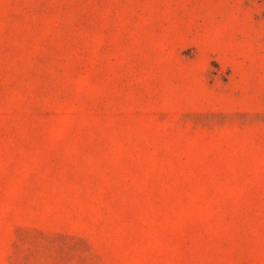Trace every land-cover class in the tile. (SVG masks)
Returning a JSON list of instances; mask_svg holds the SVG:
<instances>
[{
    "label": "rangeland",
    "instance_id": "rangeland-1",
    "mask_svg": "<svg viewBox=\"0 0 264 264\" xmlns=\"http://www.w3.org/2000/svg\"><path fill=\"white\" fill-rule=\"evenodd\" d=\"M262 0H0V264H264Z\"/></svg>",
    "mask_w": 264,
    "mask_h": 264
},
{
    "label": "trees",
    "instance_id": "trees-1",
    "mask_svg": "<svg viewBox=\"0 0 264 264\" xmlns=\"http://www.w3.org/2000/svg\"><path fill=\"white\" fill-rule=\"evenodd\" d=\"M262 2H263V5H264V0H262ZM263 18H264V11H263Z\"/></svg>",
    "mask_w": 264,
    "mask_h": 264
}]
</instances>
